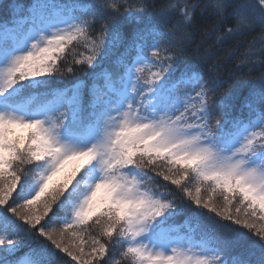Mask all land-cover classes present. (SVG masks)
Returning a JSON list of instances; mask_svg holds the SVG:
<instances>
[{
    "label": "snow or ice",
    "instance_id": "1",
    "mask_svg": "<svg viewBox=\"0 0 264 264\" xmlns=\"http://www.w3.org/2000/svg\"><path fill=\"white\" fill-rule=\"evenodd\" d=\"M0 12V264H264V0Z\"/></svg>",
    "mask_w": 264,
    "mask_h": 264
},
{
    "label": "trees",
    "instance_id": "2",
    "mask_svg": "<svg viewBox=\"0 0 264 264\" xmlns=\"http://www.w3.org/2000/svg\"><path fill=\"white\" fill-rule=\"evenodd\" d=\"M3 2H7V0H3ZM19 2L22 5H29L32 2V0H19ZM129 2H134V0H129ZM154 2L157 5H159L162 2H164V0H154ZM204 2H207V0H204ZM4 15L5 14L3 12H0V19H3ZM205 16H209V14L205 13ZM212 24H213V20L210 18L207 19L205 22V26L208 27L209 29L211 28ZM259 35L260 33L257 31V32L250 33L246 37L240 38L239 42H237L236 40H233L230 43L226 44L223 47V49L217 53V55H220L221 57H227V59L222 60L223 66H222L221 75L225 79L229 78L228 77L229 71L236 68L237 65H239V71L237 72L236 78H233V79H238V80L244 81L245 83L257 82L261 74L264 73V64L262 63L258 62L255 66H252V65L245 66V64L242 63V61L244 60V55L248 48V44L251 43L254 40V38H258ZM214 39H215V36L207 37L206 38L207 43L205 46L210 45ZM256 59L257 61H259L261 57L257 55ZM78 75L81 79H84V80L87 79V76L83 72L79 73ZM230 82L232 81L230 80ZM65 83H67V81H65ZM225 87H227V85H225ZM183 219H184L183 216L177 217L176 222L181 223ZM23 251H26V249H21V252ZM19 254L20 253H18L17 255Z\"/></svg>",
    "mask_w": 264,
    "mask_h": 264
},
{
    "label": "rangeland",
    "instance_id": "3",
    "mask_svg": "<svg viewBox=\"0 0 264 264\" xmlns=\"http://www.w3.org/2000/svg\"><path fill=\"white\" fill-rule=\"evenodd\" d=\"M261 47V44L259 42L256 43V49L259 50Z\"/></svg>",
    "mask_w": 264,
    "mask_h": 264
}]
</instances>
